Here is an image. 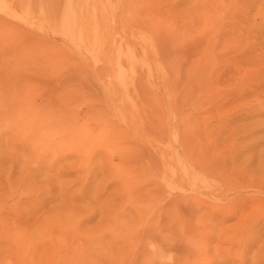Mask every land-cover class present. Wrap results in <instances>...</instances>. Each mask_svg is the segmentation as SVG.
I'll use <instances>...</instances> for the list:
<instances>
[{
	"label": "rangeland",
	"instance_id": "374dc122",
	"mask_svg": "<svg viewBox=\"0 0 264 264\" xmlns=\"http://www.w3.org/2000/svg\"><path fill=\"white\" fill-rule=\"evenodd\" d=\"M0 264H264V0H0Z\"/></svg>",
	"mask_w": 264,
	"mask_h": 264
}]
</instances>
